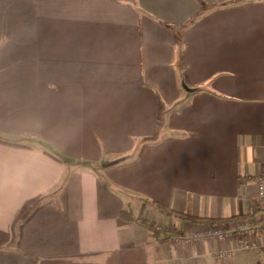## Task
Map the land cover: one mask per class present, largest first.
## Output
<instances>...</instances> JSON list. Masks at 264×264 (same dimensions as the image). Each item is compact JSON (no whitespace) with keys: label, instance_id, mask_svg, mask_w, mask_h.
<instances>
[{"label":"crops","instance_id":"1","mask_svg":"<svg viewBox=\"0 0 264 264\" xmlns=\"http://www.w3.org/2000/svg\"><path fill=\"white\" fill-rule=\"evenodd\" d=\"M232 1L0 0V264H264L141 199L264 220V0Z\"/></svg>","mask_w":264,"mask_h":264},{"label":"built area","instance_id":"2","mask_svg":"<svg viewBox=\"0 0 264 264\" xmlns=\"http://www.w3.org/2000/svg\"><path fill=\"white\" fill-rule=\"evenodd\" d=\"M256 190L260 203L264 204V177L256 178ZM264 234V220H238L218 225H211L203 229H197L185 232L179 236H174L175 243H193L205 242L208 240L218 239H239L238 247L242 250H254L259 247V236ZM228 251L219 253V257L229 255Z\"/></svg>","mask_w":264,"mask_h":264},{"label":"trees","instance_id":"3","mask_svg":"<svg viewBox=\"0 0 264 264\" xmlns=\"http://www.w3.org/2000/svg\"><path fill=\"white\" fill-rule=\"evenodd\" d=\"M244 0H233L232 2H241ZM195 18H193L192 20H190L188 23H191V21H193ZM185 26H180L178 27L180 28H184ZM177 28V27H176ZM141 42H142V37H141ZM246 178H241L240 182L243 183L245 182ZM146 202L151 203L152 205H154L157 209H159L163 214H165L166 216H172L178 219H183L186 221H190V222H198V223H204V222H210L211 224H219V223H225V222H230L239 218H246L248 219L249 216H251V213H247V214H242V215H236V216H231V217H225V218H209V217H202V216H196L191 214L190 212H181L178 211L176 209H174L173 207H171L168 204H165L163 202L157 201V200H150L149 198H141ZM122 215H126L128 217H130L131 219L133 218V216L130 214V211L125 210L124 212H122ZM142 221L144 223H146L150 229L154 232V235H158L159 231H156V224L155 221L153 220H148L147 218H143Z\"/></svg>","mask_w":264,"mask_h":264},{"label":"rangeland","instance_id":"4","mask_svg":"<svg viewBox=\"0 0 264 264\" xmlns=\"http://www.w3.org/2000/svg\"><path fill=\"white\" fill-rule=\"evenodd\" d=\"M166 221H165V223H167V221H168V219L166 218L165 219ZM243 220H247L246 218L245 219H243ZM155 224H156V231H159V232H161V230H162V228H161V224H157V222L155 221ZM160 226V227H159ZM161 229V230H160ZM178 231V230H177ZM188 231H192V230H181V231H178V232H176V233H174L173 234V236H172V238H171V240L173 241V237L174 236H179V235H181V234H183V233H185V232H188ZM174 242V241H173ZM182 243H186V242H182ZM193 243H196V242H193ZM179 244V243H178ZM222 252H225V251H222ZM219 258H222V257H219Z\"/></svg>","mask_w":264,"mask_h":264}]
</instances>
